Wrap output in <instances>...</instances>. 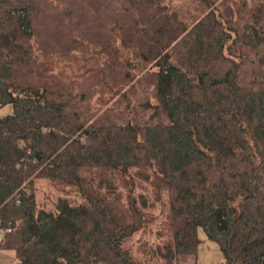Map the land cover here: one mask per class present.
Segmentation results:
<instances>
[{"label":"trees","instance_id":"1","mask_svg":"<svg viewBox=\"0 0 264 264\" xmlns=\"http://www.w3.org/2000/svg\"><path fill=\"white\" fill-rule=\"evenodd\" d=\"M7 104L0 264H264V0H0Z\"/></svg>","mask_w":264,"mask_h":264},{"label":"rangeland","instance_id":"2","mask_svg":"<svg viewBox=\"0 0 264 264\" xmlns=\"http://www.w3.org/2000/svg\"><path fill=\"white\" fill-rule=\"evenodd\" d=\"M127 108L125 107V110ZM13 110L12 104H7L5 106H0V116L11 113ZM128 110V109H127ZM130 117L132 116L131 112ZM199 238L201 243L198 249V264H223L224 258L223 254L217 243L208 239L205 231L199 228ZM16 256L13 251L10 250H0V262L3 261H16Z\"/></svg>","mask_w":264,"mask_h":264},{"label":"water","instance_id":"3","mask_svg":"<svg viewBox=\"0 0 264 264\" xmlns=\"http://www.w3.org/2000/svg\"><path fill=\"white\" fill-rule=\"evenodd\" d=\"M98 53H102V51H99ZM71 69H73V65L69 64L68 65ZM126 112L128 114V116L130 117V113L128 112V110L126 109Z\"/></svg>","mask_w":264,"mask_h":264}]
</instances>
